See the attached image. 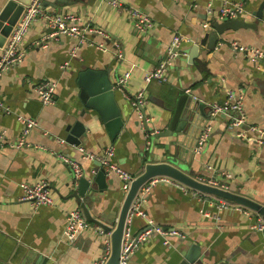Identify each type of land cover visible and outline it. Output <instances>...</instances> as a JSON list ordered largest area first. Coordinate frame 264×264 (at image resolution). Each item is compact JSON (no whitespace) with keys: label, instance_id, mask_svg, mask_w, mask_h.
Masks as SVG:
<instances>
[{"label":"crops","instance_id":"crops-1","mask_svg":"<svg viewBox=\"0 0 264 264\" xmlns=\"http://www.w3.org/2000/svg\"><path fill=\"white\" fill-rule=\"evenodd\" d=\"M67 1L57 9L46 10L74 14L84 25L96 27L103 34L88 35L85 44L68 36L43 40L51 28L46 19L39 18L25 36L23 47L27 52L23 62L0 82L2 99L12 110V114H0V264H97L103 257L98 224L87 220L90 225L73 243L63 233L68 213L82 208L72 196L77 188L75 177L59 155L79 162L84 175L92 176L96 160L87 155L99 157L112 146L113 162L138 177L153 154L159 157L158 141L153 139L163 132L165 107L172 106L183 94L204 104L196 113L199 125L211 122L213 127L211 140L201 155L195 154L194 135L180 138L183 160L190 163L196 177L214 175L230 191L264 205V143L256 142L257 134L253 132L239 138L240 130L231 128L225 115L211 117V106L224 102L228 91H235L243 96L248 124L264 129V74L231 48V43L237 42L264 50V0L214 1L215 8L224 2H245L246 13L241 19L257 28L227 29L214 50L200 47L193 59L192 50L210 29L206 16L210 0H121L151 16L155 28L147 35L136 33L129 15L107 0ZM176 35L182 38L180 57L168 69V81L146 85L145 76L166 58ZM2 51L3 47L0 56ZM84 68L110 70L115 86L120 76L130 73L124 90L116 86L124 126L115 140L100 116L87 110L80 98L76 80ZM43 81L57 83L54 104L44 105L35 92ZM142 90L148 99L145 113L151 132L145 121L138 119L130 102ZM19 117L37 122L22 147L13 146L22 137ZM78 119L86 125V135L79 146L70 145L66 129ZM40 181L48 183L50 195L56 200L54 206H34L20 199L22 183ZM107 183V188L95 194L93 200L84 202L95 218L114 228L126 193L117 176L107 175ZM218 204V199L203 202L177 186L154 187L143 210L157 224L175 228L187 238H172L171 245H165L159 237L150 238L139 246L129 264H178L182 248L191 244L200 246L215 262L264 264V233L253 228L259 214L253 211L247 215L233 207L219 211ZM202 211L219 220L206 217ZM145 225L146 220L140 217L132 223L134 231Z\"/></svg>","mask_w":264,"mask_h":264},{"label":"built area","instance_id":"built-area-1","mask_svg":"<svg viewBox=\"0 0 264 264\" xmlns=\"http://www.w3.org/2000/svg\"><path fill=\"white\" fill-rule=\"evenodd\" d=\"M108 3L117 9L119 12H125L129 15L131 19L132 27L135 32L140 35H147L152 32L155 28V23L151 16L130 4H126L121 0H107ZM179 1V0H176ZM216 0H210L206 5V16L208 18L207 24L210 25L215 20L220 22L233 20L241 18L242 15L246 13L245 2H224L220 8H215L213 2ZM44 18L48 21V25L51 31L44 35L45 39H59L63 36L74 37L78 39L80 44L88 43V35L91 34H103L102 30L93 27L88 24H83L82 19L74 14L70 13H53L49 12L42 7L41 0H31L28 5H26L21 17L16 23L13 31L8 37L5 45L3 46V51L0 56V82L2 77L8 73L15 66L23 62L26 56V49L23 47L24 39L28 33L30 27L39 19ZM182 42V38L179 35L173 37L171 44L167 49V56L165 59L159 62L158 67L149 72L145 76L146 85L153 81L166 82L168 81V69L170 66L180 57L179 47ZM93 43V42H91ZM90 43V44H91ZM100 48H104L100 45ZM231 48L233 51L243 54L248 60L253 62L258 68H261L264 74V50L254 47V46H244L237 42L231 43ZM74 54V50H73ZM118 57L121 58V53H118ZM130 77V73H125L120 76L116 86L121 90H124V85L127 83ZM57 90V83L52 81L40 82L36 88L35 92L41 99L44 105H51L55 102V94ZM131 104L137 113L138 119L145 124L147 121L146 113L143 112L145 106L148 103V99L144 91L138 92L136 95L131 97ZM12 114V110L7 106L0 93V114ZM220 115H225L228 117L231 128H236L240 130L237 132L239 138H245L249 133L257 134V141L260 144L264 143V129L258 126L248 124L246 113L243 105V96L235 91H228L224 102L214 103L211 106V117H217ZM19 120L23 123L22 137L19 142L13 146L22 147L27 144L26 140L31 131L37 126L36 120L32 118L19 117ZM212 124L207 123L197 139L195 154L201 155L208 145L212 137ZM81 152L85 153L83 148L80 149ZM63 162L71 169L76 185L80 178L84 175V170L81 164L77 161L71 160L70 158L59 155ZM87 157L95 159L100 163V167L103 168L107 175H115L120 178L124 183V191L128 192L132 182L136 179L135 176L128 173L120 166L113 162L114 148L108 147L104 150V153L95 157L88 154ZM210 170L212 167H208ZM201 183L218 187L224 190H229L227 184H223L219 181L218 177L214 175H202L196 177ZM158 185H173L180 188L186 193H191L193 196L200 197L203 202L209 199H218L219 204L216 205L217 209L223 210L228 207H233L237 211H243L244 214L250 215L252 210L245 208L241 205L227 201L221 198H217L212 195L201 193L197 190L191 189L180 182L166 176H157L150 178L146 183L142 185L133 199L130 209L127 214L125 221V227L121 242V254L119 264H129L132 255L138 250L139 246L150 238L159 237L162 239L165 245H171L172 238H178L180 240H185L187 235L175 228H166L162 225L157 224L153 219L149 218L147 213L143 210L142 205L147 200L152 189ZM22 201L31 202L34 206H54L56 200L51 197V189L48 183L44 181L37 182L35 184H21ZM214 205V202L211 203ZM204 215L208 218H217L209 214V212L202 211ZM140 217L146 220V225L139 231H134L132 223L134 218ZM89 222L85 218L83 211L81 209L70 211L66 218V225L64 228V235L71 242H75L79 235L84 232V230L89 226ZM115 228V227H114ZM114 228L105 229L98 227L100 236L103 239V257L97 264H107L111 254H112V233ZM253 228L264 233V217L259 215V219Z\"/></svg>","mask_w":264,"mask_h":264},{"label":"water","instance_id":"water-1","mask_svg":"<svg viewBox=\"0 0 264 264\" xmlns=\"http://www.w3.org/2000/svg\"><path fill=\"white\" fill-rule=\"evenodd\" d=\"M31 0H0V48H2L16 23L21 17L26 5ZM44 9H57L62 4H67V0H41ZM259 13L257 17H261ZM210 29L206 30L203 37L197 43L190 54V59L198 56L199 48L205 47L207 50H214L227 29H256L255 24L246 22L238 18L224 22L213 21ZM76 84L80 90V98L87 110L96 112L102 122L106 125L112 140H115L124 126L121 109L116 99V86L110 79V70H95L92 68L82 69L77 77ZM204 108V104L192 95L183 94L170 107H165L167 115L162 118L161 125L163 132L159 133L153 140H157L156 147L159 148V157L153 154L151 162L146 166L143 174L136 177L126 193L117 224L112 233V254L107 264H119L121 254V242L125 221L131 203L139 189L150 178L157 176L170 177L181 184L197 190L201 193L215 196L227 201H231L245 208H248L260 216L264 217V205L249 199L243 195L230 190L213 187L197 180L194 172L189 168L188 161L183 160L179 153L183 143L180 138L184 134L198 139L205 124L199 125L196 120L198 110ZM86 112V111H85ZM83 113L82 116L86 113ZM145 112V109H143ZM148 132L151 128L145 124ZM199 129V130H198ZM86 125L78 119L74 124H70L67 129L66 142L70 145L79 146L81 138L86 135ZM176 138V140H174ZM154 144V143H153ZM76 183V182H75ZM72 196L81 204L85 218L89 222H94L100 227L110 229L100 219L95 218L85 204L84 200H93L95 194L101 193L107 188V174L100 163L96 161V170L92 176L83 175ZM182 258L178 264H236L229 260L223 262L212 261L211 255L204 252L197 244L185 245L182 248Z\"/></svg>","mask_w":264,"mask_h":264}]
</instances>
